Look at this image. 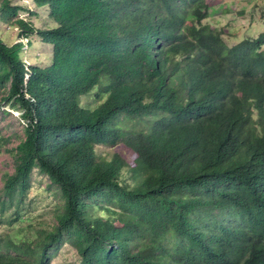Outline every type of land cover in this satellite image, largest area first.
I'll use <instances>...</instances> for the list:
<instances>
[{
    "label": "trees",
    "instance_id": "1",
    "mask_svg": "<svg viewBox=\"0 0 264 264\" xmlns=\"http://www.w3.org/2000/svg\"><path fill=\"white\" fill-rule=\"evenodd\" d=\"M207 1L0 0V25L52 50L28 66L0 38V108L27 123L14 148L0 133V228L35 171L61 202L35 242L0 234V264L61 246L80 264H264V32L229 46Z\"/></svg>",
    "mask_w": 264,
    "mask_h": 264
},
{
    "label": "rangeland",
    "instance_id": "2",
    "mask_svg": "<svg viewBox=\"0 0 264 264\" xmlns=\"http://www.w3.org/2000/svg\"><path fill=\"white\" fill-rule=\"evenodd\" d=\"M28 0H21L25 2ZM209 25L223 34L225 42L234 46L246 38L255 39L264 32V0H208ZM30 7V6H29ZM20 18L33 19L28 14H21ZM41 26L40 22H36ZM0 38L3 42L12 46L21 42L24 46L23 61L26 65L44 68L49 64L51 47L40 42L36 36L28 40L18 39L17 28H10L7 24L0 25ZM89 106L90 101L84 99L83 105ZM3 111L8 114L3 113ZM26 122L22 121L21 112L5 105L0 108V133L8 137L9 143L6 149L14 148L23 137ZM106 151H110L106 149ZM111 153H121L129 162L132 158L119 147L112 149ZM13 157L10 153L3 152L0 156V190L2 189V177L5 173L13 172ZM25 209L21 212V220L13 223L16 215L9 212L6 219L11 224H4L0 228V234L10 236L16 242H35L42 230H51L56 224V213L61 205L49 178L39 171H35L31 179V188L25 199ZM51 264H80L77 253L68 246H61L52 250Z\"/></svg>",
    "mask_w": 264,
    "mask_h": 264
},
{
    "label": "water",
    "instance_id": "3",
    "mask_svg": "<svg viewBox=\"0 0 264 264\" xmlns=\"http://www.w3.org/2000/svg\"><path fill=\"white\" fill-rule=\"evenodd\" d=\"M207 25H209V22H206Z\"/></svg>",
    "mask_w": 264,
    "mask_h": 264
},
{
    "label": "clouds",
    "instance_id": "4",
    "mask_svg": "<svg viewBox=\"0 0 264 264\" xmlns=\"http://www.w3.org/2000/svg\"><path fill=\"white\" fill-rule=\"evenodd\" d=\"M23 121V120H22ZM24 122V121H23Z\"/></svg>",
    "mask_w": 264,
    "mask_h": 264
}]
</instances>
